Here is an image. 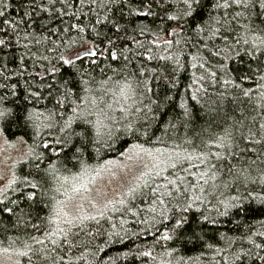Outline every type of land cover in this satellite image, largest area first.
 <instances>
[{
    "label": "trees",
    "instance_id": "16d2710c",
    "mask_svg": "<svg viewBox=\"0 0 264 264\" xmlns=\"http://www.w3.org/2000/svg\"><path fill=\"white\" fill-rule=\"evenodd\" d=\"M130 2L132 9L146 11L137 0H120L119 5L109 4L100 15L107 14L111 19L122 17L120 22L124 27L119 36L136 53L133 65L140 67L143 62L149 70L147 75L154 98L158 97L160 101V112L152 125L154 135L142 137L139 141L122 136L113 142L111 148L100 152L90 148L81 157L85 166L83 170L122 156L121 153L134 143L150 150H166V153L173 149L188 153L192 157L191 173L205 172L207 165H201L197 158L201 152L225 153L228 150L232 154L222 155L219 161L212 157L211 164L216 166L217 177L212 180L209 173L207 185L198 181L196 176L188 177L207 192L202 201L191 207L184 197L179 198L180 208L173 207L177 200L169 203V219L162 221L167 227L157 224L156 228L149 229L142 223L151 215H156L158 220L160 217L159 208L157 213L148 211L151 198L144 199L139 194L134 203L130 202L133 210L139 213L136 216L123 210L90 216L95 219L73 228L69 237L79 244L78 249L68 253L67 246H57L59 254L66 257L64 264H264L260 259L264 256V248L256 247L264 245V235H261L264 233V141H261L264 129L260 127L264 125V63L252 61L238 48L239 56L233 55L230 61H223L227 65L225 74L216 66L219 57L207 61L200 58L207 57L208 53L201 51L198 55L199 45L191 39L190 29L176 37L168 34L176 27L175 22L169 21V16L175 14L176 0L152 3V14L148 16L138 15L137 11L130 14ZM39 3L40 0H7V7L0 8L4 12L0 16V40L6 42L0 45V110L4 107L11 110L10 115L0 120V137L8 140L23 138L29 148L35 147L34 139H41L34 137L32 121L41 126L48 122L53 97L60 87V72L47 71L52 65L60 68L57 53L65 51L60 41L69 44L78 40L75 30L71 33L59 31L66 27L61 21L67 22V15L61 17L51 9L41 11ZM55 7L60 9L62 5L57 3ZM76 7H79L78 3ZM113 8L114 12L109 11ZM209 9L211 3L206 2L205 14ZM75 10L65 9V12L70 15ZM83 11L89 14L83 17L84 20L96 16V11L89 13V7ZM220 11L215 10L213 14ZM25 12L31 13V18L25 16ZM193 22H199V17L194 16L188 21L189 25ZM241 22L249 21L242 17ZM252 27L257 37L264 38V31H261L264 25L256 21ZM141 28H144L143 34ZM53 29L58 31L53 32ZM104 31L111 35L108 29ZM41 36L50 39H41ZM84 40L91 42L92 36L86 32ZM165 40H172V44H165ZM81 44L83 42L79 41L72 47L78 48ZM57 45V51H49ZM148 56L154 58L149 60ZM260 59L264 61V57ZM84 63L87 66V59ZM200 64L204 66L200 67ZM67 71V66L61 69L65 75ZM212 73L216 76L213 77ZM226 79L232 83L224 85ZM32 93H40V99L37 100ZM185 109L188 115H184ZM29 113L32 120L26 122L24 117ZM250 130L256 133L254 139H242V135L247 136ZM226 133L232 135L238 147L219 146ZM36 150L44 152L42 145ZM66 155L67 151L60 155L49 150L44 152V159L28 155L15 166L13 181L0 197L3 201L0 208H13L12 213L0 211V246H18L19 250L26 251L23 245L25 241L31 243L29 236L43 238L42 232L33 229L32 225H39L42 229L48 226V217L55 214L58 199L55 187L83 171L80 164L68 162ZM183 167L188 168V163ZM166 175L171 179L173 173ZM174 175L187 176L179 169ZM236 176L240 179H235ZM33 183L38 185L37 188H32ZM29 192H35L31 199L27 195ZM144 193L147 194L148 190L144 189ZM193 194L201 195L199 187L191 191L190 195ZM234 197L241 199L235 200ZM221 201L233 205L227 209V215H220L225 212V204ZM180 216L184 217V222L176 227L175 220ZM165 231L172 236L171 240L160 239ZM46 243L52 247L50 242ZM143 252H150L151 256L140 255ZM68 256H73L70 262ZM29 257L32 264H41L32 253L28 257L21 256L22 264H29Z\"/></svg>",
    "mask_w": 264,
    "mask_h": 264
},
{
    "label": "snow or ice",
    "instance_id": "6c2138e0",
    "mask_svg": "<svg viewBox=\"0 0 264 264\" xmlns=\"http://www.w3.org/2000/svg\"><path fill=\"white\" fill-rule=\"evenodd\" d=\"M142 6L146 7L145 12H139L137 9L131 8L129 3L130 14L132 11H137L138 15L148 16L152 14V3H159L160 0H137ZM211 3V9L205 14V3ZM60 3L62 7L56 9L55 5ZM79 4L77 8L76 5ZM109 4L119 5L120 0H40L39 7L41 11H49L50 9L59 13L61 17L67 15L68 21H61L66 23V27L59 30L61 33H71L76 31L78 40H72L69 44H63L65 51L57 53V59L60 68L52 65L51 73L60 72V87L56 89V96L53 97V109L49 112L47 123L41 126L35 121H32L34 130V137H40V140L34 139L35 147L29 148V155H35L37 159H44V152L51 150L53 153L64 155L67 151L65 159L68 162L75 161L84 169L81 157L90 148L96 152L101 149L111 148L114 141L123 137H129L134 141H139L142 137H151L154 135L152 125L157 120L160 112L159 98H154L153 89L149 83L147 72L149 71L143 66L141 62L140 67L133 65V60L136 53L133 49L127 47V44L119 36L120 31L124 25L121 24V18L111 19L109 15H100V11L108 8ZM92 6V7H90ZM7 7V0H0V8ZM89 7V13L96 11V16L84 20L83 17L89 15L84 13L83 9ZM172 5H169L171 8ZM75 8L70 15L65 12V9ZM215 10H222L213 14ZM114 12L115 9H109ZM175 14L169 16V21H173L176 27L168 34L176 37L181 33L191 31V39L195 40L199 45L198 55L201 51L208 53L207 57L201 56L204 61L209 59L220 58L217 62V68L222 72H227V65L223 61H230L233 55L239 56V48L244 55L251 58L257 63H264L261 57H264V38L257 37L252 27L256 21L264 25V0H176ZM4 12L0 11V16ZM25 16L31 18V13L25 12ZM194 16L199 17V22H193L189 25L188 21ZM75 22L73 21V18ZM247 17L248 23H242L241 18ZM4 23H9L4 21ZM104 29H108L111 35ZM58 30L53 29V32ZM143 34L144 28L140 29ZM264 31V28L261 29ZM88 33L92 36L91 42L84 40V34ZM115 36V39H113ZM41 39H50V37L41 36ZM82 41L78 48H73V44ZM40 43V40H36ZM180 43V41H176ZM219 42V44L217 43ZM5 40H0V45H5ZM155 43V41H153ZM165 44L171 45L172 40H165ZM103 44L104 47H100ZM86 45V46H84ZM222 45V47H221ZM142 47V45H141ZM56 48L49 49V51H57ZM215 49V51H213ZM154 57L148 56L151 60ZM47 59V57H45ZM85 59L88 63L85 66ZM67 66V75L61 72V69ZM196 65H193L195 67ZM200 64V67H203ZM130 68L134 70L130 71ZM215 77L216 73H212ZM97 77H100L99 79ZM246 78V77H243ZM219 82V81H217ZM232 83L230 79L223 80L224 85ZM238 87V86H237ZM245 95L248 93L245 92ZM32 95L39 100L40 93H32ZM183 107V105H181ZM70 110V114H67ZM11 110L4 107L0 110V120L10 115ZM67 118L65 119V116ZM184 115H188L187 109ZM25 121L32 120V114L29 113L24 117ZM264 129V125L260 126ZM82 131H77V129ZM167 131L165 130V135ZM256 133L249 131L247 136L242 135V139L252 141ZM46 137H50L48 139ZM159 141V137L156 138ZM261 141H264V135L261 136ZM261 141H255L260 143ZM150 142V141H148ZM225 144L230 149L235 145L231 134L226 133L221 139L220 147L224 148ZM42 145L44 152H37V148ZM131 152L135 155L129 154L127 159L131 163L143 160L140 153H145L155 161L151 167L147 164L144 169L139 172L131 186L120 194L119 199L110 200L104 205V210L98 215L104 216L109 211L108 205H112L111 211H125L132 213L134 216L138 212L133 210L131 203H134L137 195L144 197V199L151 198V205L148 211L157 213L159 208V217L151 215L147 220L142 221L148 225L149 229L156 228L157 224L161 227H167L162 221L168 220V204L173 200H177L174 208H180L179 198L184 197L188 202V207L197 201L204 199L207 189L199 186V183H192L188 177L196 176L198 181L202 180L205 185L208 184V174L210 178L215 180L217 177V169L215 165L211 164L214 156L217 161L221 159L222 155H231V151L226 150L225 153H204L198 155L201 165H207L205 172L191 173L189 168L193 167L190 163L192 157L188 153L177 151L173 149L171 152H162L156 150V155L145 149L141 144L134 143ZM123 156L124 153H121ZM51 159V157H48ZM188 163V168L183 167ZM39 167V165H37ZM129 169V165H124ZM179 169L187 174V176L174 175V171ZM130 170V169H129ZM231 172V169H229ZM166 173H173L172 178L169 179ZM114 175V174H113ZM242 175V174H241ZM240 179V176L234 177ZM247 180V177H245ZM264 183V180H262ZM37 184L33 183L32 188H37ZM83 186V185H82ZM199 187L201 195H190L193 189ZM144 189L148 193H144ZM215 191V186H213ZM75 191V189L73 190ZM28 198L31 199L35 192H29ZM252 194L249 193V196ZM248 197H244L247 199ZM235 200H240V197H234ZM264 202V200H262ZM13 203H17L13 201ZM225 204V212L220 215H227V209L233 205L231 202L221 201ZM3 201H0V205ZM119 204L121 208H117ZM0 211L5 213H12L13 208L2 207ZM143 211V210H141ZM67 217V213H65ZM95 219L89 216H74L70 219H61L58 214H52L48 217V226L41 228L39 225L33 224V229L42 232L43 238L39 236H29L28 241L24 242L26 251H21L19 254L28 257L29 253L41 262V264H64L65 255H60L57 246H67V252L72 253L74 249L79 248V244L74 243L69 237L73 233V228L84 225L86 220ZM208 219V217H204ZM21 221L18 220V223ZM184 217L175 220V226L179 227L183 224ZM121 223H124L123 221ZM63 225V227L61 226ZM144 231V230H142ZM158 231V229H157ZM175 231V228H173ZM264 235V233H261ZM62 237L63 239H57ZM160 239L171 240L172 236L168 231L161 234ZM46 242H50L52 247L49 248ZM35 245V247H33ZM258 248H264V245H256ZM7 251V249H5ZM143 256H151L150 252L140 253ZM240 259L239 256L236 257ZM73 256H68L67 260L70 262ZM264 260V256L260 257ZM29 264H32L31 257H29Z\"/></svg>",
    "mask_w": 264,
    "mask_h": 264
},
{
    "label": "rangeland",
    "instance_id": "374dc122",
    "mask_svg": "<svg viewBox=\"0 0 264 264\" xmlns=\"http://www.w3.org/2000/svg\"><path fill=\"white\" fill-rule=\"evenodd\" d=\"M130 147L123 156L104 162L98 166H88L85 170L62 181L55 187L58 196L55 202V214L61 219L74 216L98 215L104 210V205L120 198V194L131 186L135 177L144 169L155 162L152 157L140 153L142 162L131 163L127 157L131 152ZM146 149V148H145ZM150 150V149H148ZM153 156L156 150H150ZM165 152L166 150H161ZM166 153V152H165ZM29 155V145L23 138L8 140L0 137V197L13 181L15 166ZM124 165H129L126 169ZM114 174V175H113ZM83 185V186H82ZM75 189V191H73ZM120 206L116 204V207ZM109 212L112 205H108ZM67 213V217H65ZM63 227V225H61ZM18 246H0V264H22L21 250ZM7 249V251H5Z\"/></svg>",
    "mask_w": 264,
    "mask_h": 264
}]
</instances>
